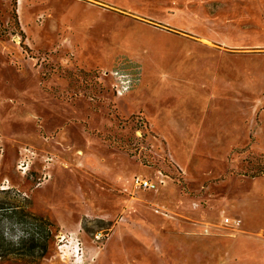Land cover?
<instances>
[{"label":"rangeland","instance_id":"rangeland-1","mask_svg":"<svg viewBox=\"0 0 264 264\" xmlns=\"http://www.w3.org/2000/svg\"><path fill=\"white\" fill-rule=\"evenodd\" d=\"M0 264H264V0H0Z\"/></svg>","mask_w":264,"mask_h":264},{"label":"built area","instance_id":"built-area-1","mask_svg":"<svg viewBox=\"0 0 264 264\" xmlns=\"http://www.w3.org/2000/svg\"><path fill=\"white\" fill-rule=\"evenodd\" d=\"M113 74L117 79V83L115 85L116 93L117 95L122 96L131 88L133 79H131L129 75L120 74L119 71L113 72ZM134 183L137 187L145 189H154L157 186L152 180L143 179L141 177L135 178Z\"/></svg>","mask_w":264,"mask_h":264},{"label":"trees","instance_id":"trees-1","mask_svg":"<svg viewBox=\"0 0 264 264\" xmlns=\"http://www.w3.org/2000/svg\"><path fill=\"white\" fill-rule=\"evenodd\" d=\"M33 241H35V243L38 244V245H42L43 247H46V244L45 243H42L41 244L40 238H39L38 241H36L35 239H33Z\"/></svg>","mask_w":264,"mask_h":264}]
</instances>
